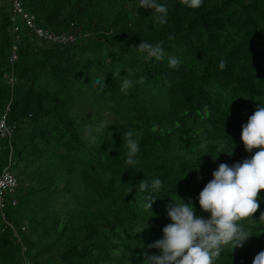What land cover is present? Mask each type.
<instances>
[{
    "label": "trees",
    "instance_id": "trees-1",
    "mask_svg": "<svg viewBox=\"0 0 264 264\" xmlns=\"http://www.w3.org/2000/svg\"><path fill=\"white\" fill-rule=\"evenodd\" d=\"M23 1L40 26L72 28L83 36L56 45L24 34L11 64L10 1L0 6V117L7 112L9 123L16 124L11 141L0 147V174L11 156V170L21 175L12 195H19L18 204L9 201L4 208L18 235L4 228L0 211V264H138L140 253L128 237L138 235L151 245L157 223L171 222L167 206L179 198L187 202V192L195 209L209 215L198 198L213 179L207 177L210 169L235 164V151L250 158L257 151L248 152L239 142L242 125L264 104V0H203L195 9L181 0H158L169 6L164 25L155 23L154 10L141 8L140 0ZM142 40L161 44L163 60L132 48ZM170 55L180 60L177 68L169 66ZM140 77L144 84L121 92L123 78ZM104 78L107 87L94 86ZM148 85L152 93L145 98ZM86 94L128 105L114 107L106 127L94 126L91 141L85 131L93 118L72 106L77 95ZM142 101L149 102L140 108ZM129 129L139 140L134 166L125 163L122 136ZM77 176L93 202L78 203L85 213L58 215L55 194L73 186ZM156 177L163 187L146 210L148 193L138 184ZM258 197L264 209V190ZM137 204L151 221H121ZM133 223L140 227L133 229Z\"/></svg>",
    "mask_w": 264,
    "mask_h": 264
},
{
    "label": "clouds",
    "instance_id": "clouds-1",
    "mask_svg": "<svg viewBox=\"0 0 264 264\" xmlns=\"http://www.w3.org/2000/svg\"><path fill=\"white\" fill-rule=\"evenodd\" d=\"M203 0H181V4L188 8H199ZM140 7L152 9L155 12V23L164 25L168 22L169 6L158 0H140ZM132 48L146 54L147 58L163 60L166 55L161 44H152L141 41ZM169 66L177 68L180 60L175 55L168 58ZM220 67H225L222 60ZM121 71L117 68L113 72L114 78L120 79ZM145 78L140 77L133 82L123 78L120 86L121 92L127 94L134 84H144ZM95 85L107 87L105 78L97 79ZM107 126L102 122L101 128ZM123 147L126 149L127 165L138 163L136 156L139 153V140L136 133L129 129L123 134ZM241 139L246 151H257L251 158L243 162H236L229 166L221 163L213 171L211 179L199 194V205L204 212L210 213L208 218L196 214L193 203L181 198L174 200V204L167 206V214L171 223L163 228V238L149 245L150 248L161 250L159 255H147L143 264H213L224 249L222 245H231L234 248L242 247L252 235L244 224L237 223L249 216H253L260 205L257 198L260 190H264V104L259 103L254 113L242 125ZM132 185L131 181L128 183ZM163 182L159 177L151 180L144 179L139 182L138 190L148 193L143 207L151 209L156 202L153 195L161 190ZM133 187L127 189L128 193ZM260 220H264L261 213ZM253 264H264V251H260L254 258Z\"/></svg>",
    "mask_w": 264,
    "mask_h": 264
},
{
    "label": "rangeland",
    "instance_id": "rangeland-1",
    "mask_svg": "<svg viewBox=\"0 0 264 264\" xmlns=\"http://www.w3.org/2000/svg\"><path fill=\"white\" fill-rule=\"evenodd\" d=\"M6 5L9 3V0H0V6H2L3 4ZM8 9L11 11V6L9 3V7ZM19 23L22 26L23 23L21 21V19L19 18ZM71 27H73V24L71 25ZM73 31L76 33H81L83 34V32L81 31H75L72 28L71 29H65L63 31ZM10 33H11V29H10ZM12 36V33H11ZM93 53L92 51H90V53H86L87 55ZM92 56V54L90 55ZM11 83H13L12 78L9 80ZM76 92V91H75ZM152 93V87L151 85H148L145 90L143 91V96L146 98L149 95H151ZM79 96L78 98H74V105L73 108L74 109H78L81 110L83 116L85 118H87L89 121L93 118L94 122L92 123H88V126H86V131H85V135L89 138V140H93V136H91V133L93 132V127L94 126H98L101 125L102 122L104 121H108L112 118V115L114 114V107H118V108H122V109H127L128 105L121 102L118 98H114L112 97V100L115 103H110L109 99H105V100H97L94 99V97L91 94H86L85 96ZM81 97V98H80ZM141 101V100H139ZM159 102H164L165 99L160 98L158 100ZM73 102V100H72ZM149 101H142L140 102L139 106L140 108H143L142 106H144L145 104H147ZM239 144L241 146L244 147L243 141L240 138ZM226 148V146H225ZM244 153V151H243ZM0 155H2L1 150H0ZM232 159L236 162H243L244 159L246 158H250V156H247L246 154L240 155L235 151V154L232 155ZM70 165V163H69ZM233 165V164H232ZM172 166L169 165V169L171 170L172 173H175L177 171L172 170ZM157 169L162 170L163 167L158 166ZM20 180L21 179V175L18 174L15 170L12 171ZM205 173V169L202 168V174ZM207 177H213L212 176V170L210 169V172L208 173ZM206 177V178H207ZM74 179V180H73ZM72 179V185L69 189H65L62 191H59L55 194V201L54 204L52 205V207H54L57 210V214L61 215L64 212L67 211H71V210H76L77 213H85L86 212V208L85 205L83 207L79 206L80 203H83L85 201H87V203L89 205H91V203L93 202V200L89 197V193L87 191V187L85 185V182L82 179V176H77L76 178ZM108 181V185L109 188L112 189L114 187L113 183L110 182H114L115 178L110 176L109 180L106 179ZM23 181L21 180V183ZM25 185H27V183H25ZM118 185V183H116L115 187ZM13 193H8L5 196L6 202L8 203L10 201V198L12 197ZM19 195H17V198ZM184 199L187 201H191L193 199L192 193L191 192H187L184 194ZM257 202L259 203V197L257 198ZM79 203V204H78ZM260 205V204H259ZM143 207L140 206V204H137L135 206L132 207V209L128 212H125L124 217L122 218L121 221H126L131 219V220H135V219H139L141 221V219L144 217L147 221H151L152 218H148L149 213H145L142 210ZM104 210V209H103ZM261 213H264V209L261 208V206L259 207V209L257 210V212L255 214H253V216H249L247 218H244L241 221H238L237 223H242L244 224L245 228L251 233V237L244 242L242 247H237L234 248L231 245H222L221 247L224 246V251H223V255H221V262H217L218 258H215L213 260V264H253V260L255 258V256L260 252V251H264V220H260V215ZM167 211H165V217L167 219L168 216L166 215ZM196 214L204 217V218H208L210 216L209 215H204L202 214L199 210H196ZM171 223L170 221H164L161 223H157V228L159 229V234L156 236V238L153 240L152 244L160 239L163 238V228L167 225ZM140 225L133 223L132 224V228H139ZM259 231V232H258ZM125 235L127 236V232L125 233ZM126 242L128 243H134L133 247L135 249H138L137 251L140 253L139 256H137V259H140L141 262L138 264H143L144 258H145V254L147 255H159L161 250L158 248H150L149 245L150 244H145L144 242V238L136 235V236H131L128 237L126 239ZM247 243V244H246ZM151 244V245H152Z\"/></svg>",
    "mask_w": 264,
    "mask_h": 264
},
{
    "label": "built area",
    "instance_id": "built-area-1",
    "mask_svg": "<svg viewBox=\"0 0 264 264\" xmlns=\"http://www.w3.org/2000/svg\"><path fill=\"white\" fill-rule=\"evenodd\" d=\"M11 6V33H12V50L9 57L11 64H14L18 59V51L23 38L27 35L31 40L38 39L56 45H70L77 43L83 34L76 33L70 30L55 31L50 28L40 26L37 22L36 15L27 9L23 0H9ZM21 19L23 25L21 26L18 19ZM14 81V79L12 78ZM8 110V109H7ZM16 129V124H10L8 121V113L0 117V147L5 140L11 141L13 132ZM12 157L10 156L9 163L3 168L0 174V211L1 217L4 222V228H11L13 232L18 235V226L13 223L7 213L4 211L6 206L5 196L8 193H13L19 186L18 177L12 172ZM13 206L18 204V199L12 197L10 199ZM3 228V229H4Z\"/></svg>",
    "mask_w": 264,
    "mask_h": 264
}]
</instances>
